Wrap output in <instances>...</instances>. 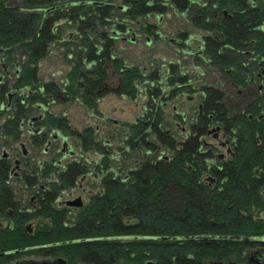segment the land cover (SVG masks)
Instances as JSON below:
<instances>
[{
  "label": "trees",
  "instance_id": "trees-1",
  "mask_svg": "<svg viewBox=\"0 0 264 264\" xmlns=\"http://www.w3.org/2000/svg\"><path fill=\"white\" fill-rule=\"evenodd\" d=\"M224 8L232 15L228 21L223 19ZM168 12L178 13L187 29L203 35L201 59L208 62L211 71L213 67L221 79L226 70L230 71L229 84L197 79L201 107L188 116L189 131L184 135L164 118L162 108L165 100L179 92V85L183 91L193 80L184 65H157L152 60L141 69L127 65L116 54V43L125 33L129 40L134 30L147 40L160 39L156 24L146 19ZM259 16H264V10L242 7L240 0H0V53L8 59L13 49L24 53L16 87L33 83V104L47 107L79 100L96 111L97 100L108 93L104 82L109 70L119 74L117 94L135 98L143 92L142 98H146L142 115L120 126L123 137L113 155L96 139L91 126L75 132L65 116L49 111L45 114L41 124L46 128L71 135L82 151L101 156L97 168L102 177L98 191L72 217L73 227L61 226L59 215L44 197L46 202L40 203L41 209L33 217H47L53 211V221L36 234L38 245L51 244L53 254L68 253L84 258L88 264L126 261L131 252L141 256L148 245L159 258L167 259L177 252L182 264H195L199 254L214 245L199 244L198 239H169L174 244L164 248L161 244H147L145 239L200 234L217 238L248 232L259 224L254 215L264 210V181L258 180L255 169L260 149L264 165V141L260 147L254 121L240 116L242 103L237 90L241 82L239 51L253 45L252 50L260 47L264 54V35L256 36L246 26L258 24ZM66 28H72L67 37ZM210 32L224 34L225 40L212 38ZM54 44L66 49L65 58L71 66L63 83L43 82L37 76V64L48 56ZM227 88L236 89L235 96L239 98L234 99ZM2 97L0 92V106ZM29 111L24 106L11 110L10 117L0 124V131L17 137L18 123ZM213 125L228 135L232 155L227 159L216 155L214 146L206 142L207 131ZM41 143L42 138L36 141L37 146ZM35 168L37 180L48 184L46 190L54 199L87 172V165L76 161L64 169L46 164ZM8 173L9 164L0 160V209L8 206L5 200L10 196L5 192L13 190L6 184ZM22 238V231L7 235L5 247Z\"/></svg>",
  "mask_w": 264,
  "mask_h": 264
},
{
  "label": "flooded vegetation",
  "instance_id": "flooded-vegetation-1",
  "mask_svg": "<svg viewBox=\"0 0 264 264\" xmlns=\"http://www.w3.org/2000/svg\"><path fill=\"white\" fill-rule=\"evenodd\" d=\"M240 2L242 3V7L247 6L259 11L264 10V0H240ZM179 16L182 17L181 15ZM231 17L230 11L224 8V21H228ZM258 21V24L251 26V24L248 23L246 26L249 27L248 29L250 31L255 32L256 36L260 37L264 35V16H259ZM158 33H160V37L164 36L163 32L159 29ZM186 33L188 32L179 29L176 32L178 39L174 42L186 48V54L191 56V63L193 65L203 66L204 69L210 67L208 62L206 63L201 59V55L204 51L203 35H186ZM227 33L229 34V32ZM208 35L214 39H217L219 36L222 42L225 40V35L222 33L219 34V32H210ZM139 36L146 38L139 30H134L131 33L130 42L134 41V37H136V40ZM119 39L121 41L128 40L127 33L121 35ZM192 40L196 41L195 48L192 47ZM251 46L253 47V45L247 47L245 45L239 51L240 60L238 61V69L240 70L241 82L238 84V96L242 103V105H240L239 114L248 121H254L258 142L261 144L260 147H263L264 54L260 47L259 49L252 50ZM228 48L227 45V49ZM13 50L15 51L16 49ZM14 51L11 55V63L7 62L8 57L3 52L0 53V92L3 96L0 106V110L3 111L0 116V124H4L10 117L9 113L11 110L15 112L16 108L24 106L30 111L27 117L23 118L18 123L17 137L5 134L3 130L0 131V160H4L9 164L6 184L13 189L12 191L5 192L7 196H10L9 200H5L8 206L0 209V264H88L84 261V258H77L68 253L53 254L51 244L38 245L36 242V234L44 230L48 224L52 225L53 211L49 213L47 217L39 214L35 215L36 217L33 216L36 214L35 212L37 210L41 209L39 206L40 203L44 204L46 202L44 197H47L46 200L47 203L49 202L50 204V209L54 210L59 215L58 218L61 221V226L64 228L73 227L72 217H74L78 210L87 203L90 196L97 192H93L89 189L85 193V187L82 183L88 176H91L94 180L98 179L99 169L97 166L101 156L96 154L97 158L94 160L76 158V153L72 150L68 139L70 135H64L54 129H48L41 124V120L48 112V106L45 107L42 104H33V83L23 87H16V83L20 79L21 67L25 61L18 65L17 59L14 56ZM8 68H13L14 77L11 79L9 77V72H7ZM212 69L214 70L213 67ZM226 72V75H222V79L220 78V73H215L213 76L216 75L218 81L227 82V84H229L228 74L230 71L226 70ZM112 75L118 77L116 87L114 88V92L117 93L116 90L119 87L120 77L114 70H112ZM217 80L214 81L216 82ZM195 81V83L193 80L188 81L186 84L188 87H185L183 91H181L182 86L180 88L179 85V92H177L175 97L190 92H193L191 94L193 98L199 97V84L197 80ZM111 82H109V78L104 82L107 92L109 91L108 83ZM206 83L212 84V82L207 81ZM231 83L234 85L233 81ZM185 96L186 98L189 97L187 94ZM167 103H169V101L165 100L162 105L163 109L166 107ZM197 107L200 109L201 104L198 103ZM36 112L38 113L36 114ZM175 115L179 117L180 121L187 123V115L180 112H176ZM175 126L176 128L178 126L176 122ZM188 131V127H184L178 132L184 135L188 133ZM211 131H214V138H217L219 133H221L222 138H224V142H222L221 146L225 148L226 155L221 154L219 156L227 159L228 156L232 155V146L228 139V135L223 132L219 126H216L213 130L209 128L207 135H209ZM40 138H42L41 147L36 145V141ZM64 139L67 142V146L65 147L63 146ZM58 140H61L60 147H56V141ZM105 146L109 147L108 143L105 144ZM10 150L12 151L11 154L8 152ZM69 151L73 152V154H70ZM38 153L40 154L39 157ZM65 155H69V158L62 161L61 158ZM261 159L262 150L260 149L257 156L258 163L255 171L258 175V180L264 181V165L261 163ZM73 161L86 164L87 172L82 174L72 187L60 191L54 199L52 193L46 190L48 184H44L43 180H37V176L33 173L36 169L35 167L38 166L42 168L44 164H46L47 167L53 168V166H57L60 169H64ZM52 177L53 172L50 173L47 178L50 180ZM101 177L98 181V188H100L101 185ZM77 189H80V192L75 194ZM83 193H85V196H83ZM75 204H78V206ZM254 219H256L259 224H256L254 226L255 228L248 232H234L218 235L217 238L196 240L199 241V244H212L214 247L202 251L195 264H264V210L258 211L254 215ZM16 231H22L23 238L21 240H14L12 245L6 248L5 237L13 233L15 235ZM197 236H212V234H200ZM145 240H147V244H161L164 248L172 246L171 243H173L169 241V239H164L162 237L146 238ZM178 244V241L175 242V245ZM45 248L48 249L44 253H37L39 249ZM163 259L152 254V251L147 245L142 249L141 256L136 252H131L126 261L112 262L111 264H182L179 261V254H177V252L176 254H171L169 258L166 259L163 257Z\"/></svg>",
  "mask_w": 264,
  "mask_h": 264
},
{
  "label": "rangeland",
  "instance_id": "rangeland-1",
  "mask_svg": "<svg viewBox=\"0 0 264 264\" xmlns=\"http://www.w3.org/2000/svg\"><path fill=\"white\" fill-rule=\"evenodd\" d=\"M9 3L18 2V0H8ZM146 21L156 24V28L163 32V37L160 39H145L143 36L134 37V41L130 40L119 41L116 43V54L122 57L127 65H134L140 67L141 69L147 68L152 60H155L157 65L167 64L168 62H178L183 64L190 75H192L193 82L195 83L198 78L204 80L205 82L215 83L214 80L218 78L213 76L216 72L205 68L203 66H196L191 63V56L186 54V48L184 46H179L174 42L178 37L176 32L180 30H186L189 34L199 35L200 31L185 27L183 24V18L179 16L178 13L168 12L164 15H154L146 19ZM72 32V28H66L64 36L67 37ZM126 36V35H125ZM192 47H196V41L192 40ZM66 49L58 44L51 46L50 53L48 56L41 60L37 64V76L40 81H55L57 83H63L67 72L70 70L71 66L66 60ZM14 56L17 59V64H21L25 61V56L21 50H15ZM7 62H12V59H7ZM209 69V70H208ZM10 79L14 77L13 68H8ZM109 82L108 83V93L99 98L96 102V111L90 110L85 107L79 100H69L66 103H51L47 110L58 116H65L68 120V125L70 129L75 132H81V130L86 126H91L96 132V139L105 144L108 143L107 147L111 151V155L117 151V147L120 144L123 133L121 132L120 126L123 123H131L137 120L143 112V105L146 98L143 97V92H139L138 96L135 98H129L124 95H119L114 92V88L117 84V76L112 75V71L109 70ZM79 86L82 87L83 83L81 80L77 81ZM230 95H233L234 99H238L235 96V91H231L227 88ZM238 90V89H237ZM193 92L186 93L189 97L186 98V94L171 98L166 107H164V118L175 125L177 123L176 130L179 131L184 127H187V123L180 121L179 117L175 115L176 112L184 113L189 116L194 113L198 103L199 97H192ZM145 94V93H144ZM38 112H36L37 114ZM216 125L211 127V130L215 129ZM214 131L206 137L207 144L214 146L216 155L224 154L226 155L225 148L221 146L224 142L221 133H219L217 138H214ZM71 144L72 150L76 153V158H87L96 159L97 155L94 152L82 151L78 146L75 138L68 137ZM61 146V140L56 141V147ZM10 154L12 151H8ZM40 154L38 153V157ZM60 157V156H59ZM69 158V155L62 156L61 160L64 161ZM96 171V170H94ZM97 173V172H96ZM101 173L98 172V179L94 180L91 176H88L86 180L82 183L85 187V193L87 190L91 189L93 192L98 191V181L101 177ZM80 189H77L75 194H78ZM83 193V196H85Z\"/></svg>",
  "mask_w": 264,
  "mask_h": 264
},
{
  "label": "water",
  "instance_id": "water-1",
  "mask_svg": "<svg viewBox=\"0 0 264 264\" xmlns=\"http://www.w3.org/2000/svg\"><path fill=\"white\" fill-rule=\"evenodd\" d=\"M63 146H67V142L64 139ZM70 154H73V152L69 151ZM78 206V204H75ZM203 238H214V236H186V237H164V239H203Z\"/></svg>",
  "mask_w": 264,
  "mask_h": 264
}]
</instances>
